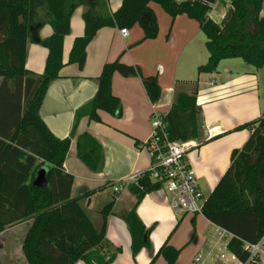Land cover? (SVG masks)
Wrapping results in <instances>:
<instances>
[{"label":"trees","instance_id":"16d2710c","mask_svg":"<svg viewBox=\"0 0 264 264\" xmlns=\"http://www.w3.org/2000/svg\"><path fill=\"white\" fill-rule=\"evenodd\" d=\"M217 1L122 0L120 7L112 12L108 0H0V233L6 227L32 220L22 245L28 264H76L79 260L87 264H111L114 261L116 254L107 260V254L100 253L98 248L105 241L107 217L116 200L101 209L102 225L98 229L81 205V198L72 197L74 178L64 170V160L80 117L88 115L100 121L99 110L117 116L122 113L121 102L112 93L114 73L142 74L139 67L125 64L120 58L105 63L97 78L95 96L76 111L71 134L64 139L56 137L39 114L50 84L60 77L66 64L83 68L87 46L103 27L130 28L138 24L144 31L142 41L155 38L158 21L150 7L152 2L160 4L173 18L186 15L199 23L206 35L209 58L198 67V73L214 72L220 61L229 58H241L256 69L264 68V0H229V9L220 23L210 16ZM79 6L86 7L84 33L74 39L65 63L64 39L70 34L71 18ZM45 25L52 28V33L40 38L39 31ZM29 39L48 50L41 74L25 66ZM142 79L150 99L157 102L162 93L157 77L142 76ZM200 115L197 92L178 93L166 116L170 138L198 139L202 134ZM243 128H251L252 133L241 149L232 151L231 165L207 197L202 214L230 233L229 252L246 262L250 257L246 244L264 238V112L259 120L236 129ZM90 140L88 135L80 137L78 154L89 167L97 170L103 153L96 145L89 146ZM42 164L48 168L45 186L33 182ZM161 187L162 184L152 182L146 173L129 189L136 196L137 205L147 193ZM136 205L124 218L134 257L143 248L150 247ZM180 252L181 249L166 240L150 264L159 256L165 264H176Z\"/></svg>","mask_w":264,"mask_h":264},{"label":"crops","instance_id":"0c3cea01","mask_svg":"<svg viewBox=\"0 0 264 264\" xmlns=\"http://www.w3.org/2000/svg\"><path fill=\"white\" fill-rule=\"evenodd\" d=\"M121 3L122 0H108L110 11L115 12ZM150 7L158 19H166L156 5L150 3ZM85 10V6H79L72 15L71 31L64 39L65 63L69 59L74 39L84 33ZM173 22L169 33L166 34L168 24H162L155 39L149 38L141 42L139 41L144 33L138 24L128 29L129 34L126 37L121 35L119 27L99 29L87 46L83 68H79L78 64H66L62 68L60 77L50 84L39 114L56 137L64 139L70 136L76 111L92 100L97 92V78L104 64L117 58L125 64L139 67L143 77H157L162 90L157 103L164 112L170 110L178 93H192V90L183 88L190 83L196 87L197 104L201 107L199 122L202 134L196 139L198 147L188 152L184 159L194 169L200 190H206L210 194L230 167L232 151L241 149L252 133L251 128H236L263 116L264 102L261 90L264 89V79L261 81L259 69L249 67L243 59L246 64L233 58L226 62L230 66L224 65L219 69L217 67L214 72L197 73L196 69L209 58L207 49H204L206 40L199 38L203 31L198 22L193 24L186 15H178ZM51 33L52 28L49 25L43 26L39 31L40 38H45ZM196 38L198 40L194 44ZM47 54V48L29 39L26 68L35 74L43 73ZM222 61L219 63L221 67L227 60ZM187 63H190L188 71ZM191 68L194 71H191ZM142 76L114 73L112 93L120 100L122 113L117 116L99 110L100 121L92 120L88 115L80 117L64 160V170L74 178L72 197L81 198L80 203L84 209L95 214L93 219L98 229L102 225L101 208L114 198L116 200L112 212L107 217L105 241L98 248L102 254H116L111 264H150L166 240L176 248L183 247L178 243V232L174 233L182 223L178 224L180 215L171 207L170 194L163 186L147 193L137 205V198L129 187L120 192H115L113 188L121 178L144 172L151 165L148 152L141 147V143L149 138L152 131V100L145 89ZM84 135L90 136L89 146L96 145L99 152L103 153L102 164L97 170L89 167L79 157L78 140ZM96 152L98 154V151ZM47 169L46 164L39 166L33 180H36L41 170L46 174ZM88 192L89 195L86 194ZM135 205L136 213L146 227L150 247L143 248L134 257L131 235L124 218ZM99 207L100 209L96 210ZM188 214L191 215V222L194 220L198 223L199 230L203 222L205 226L214 227L215 232L220 228L202 213L184 215ZM31 223L32 220L27 219L6 227L0 233V252L9 258V264H28L22 245ZM199 232L191 243L194 252L190 262L201 248H207L217 238L214 235L209 240L208 234L201 237L202 232ZM183 255V252L180 253L176 264L182 262ZM262 255L264 259V238ZM236 262L239 263V260L232 259L230 255L216 260V264ZM0 264H5V261L0 259ZM76 264L87 263L79 260ZM153 264H165V260L160 256Z\"/></svg>","mask_w":264,"mask_h":264},{"label":"built area","instance_id":"2783aa9c","mask_svg":"<svg viewBox=\"0 0 264 264\" xmlns=\"http://www.w3.org/2000/svg\"><path fill=\"white\" fill-rule=\"evenodd\" d=\"M123 37L128 36V28H120ZM168 112L160 110L157 102L152 101L151 127L152 131L147 140L141 143L151 158V165L148 170L131 174L121 178L114 184V191L120 192L128 188L132 183L147 173L152 182L160 183L170 194L169 202L174 211L178 214H199L206 199L200 190L194 169L185 161V155L198 147L196 139L186 141L172 140L168 132L166 116ZM219 234L213 244L207 248H201L193 260V264H216V260H222L226 255L232 259L239 260L228 250L230 233L223 228H218ZM263 239L254 244H246L250 257L241 264H257L262 254ZM109 260L110 256L107 255Z\"/></svg>","mask_w":264,"mask_h":264},{"label":"rangeland","instance_id":"374dc122","mask_svg":"<svg viewBox=\"0 0 264 264\" xmlns=\"http://www.w3.org/2000/svg\"><path fill=\"white\" fill-rule=\"evenodd\" d=\"M152 4L153 5H156L158 8H159V10L161 11V12H163V14H164V16L166 17V19L165 20H163L162 18H159L158 19V17H157V15H156V17H157V21H158V33H157V36H158V34H159V27H161V25L162 24H168V30H167V32H166V34L167 33H169V31H170V29H171V25L172 24H174V22H173V20L175 19V18H177V17H175V18H173L171 15H169L167 12H165V10L162 8V6L160 5V4H158V3H156V2H152ZM151 9H152V7H151ZM228 9H229V0H218L217 1V3L214 5V7H213V9H212V12H211V14H210V16L212 17V19H214L216 22H218V23H220L221 21H222V19H223V17H224V14H225V12L226 11H228ZM153 10V9H152ZM224 10H226L225 12H224ZM154 11V10H153ZM224 12V13H223ZM155 13V12H154ZM156 14V13H155ZM168 17L170 18V19H168ZM186 18L188 19V20H192L193 21V24H198L197 23V21L196 20H193V19H190L189 17H187L186 16ZM136 25V24H135ZM134 26V25H133ZM132 26V27H133ZM132 27H130V28H128V29H132ZM143 30V29H142ZM143 33H144V31H143ZM156 36V37H157ZM200 37V39L201 38H203L204 40H206V35L204 34V33H201V35H199ZM144 37V36H143ZM143 37H142V39H143ZM155 37V38H156ZM154 38V39H155ZM129 39V38H128ZM127 39V40H128ZM142 39L140 40V41H142ZM199 39V40H200ZM146 40V39H145ZM197 38H196V41H194V44H196V42H197ZM144 41V40H143ZM132 46L130 45V48H131ZM204 49L206 50V48L204 47ZM233 59H238L239 61L241 60V62H243L244 64H246L242 59H239V58H233ZM227 61H224V63L222 64V67H221V65H219L218 66V69L219 68H223V66L224 65H228V63H226V62H230V60L231 59H226ZM223 62V61H222ZM189 64L190 63H187V71H188V68H189ZM228 66H230V65H228ZM249 67H251L252 68V66H250L249 65ZM255 69V68H254ZM197 70V73H198V68L196 69ZM191 71H194V69L193 68H191ZM224 71V70H223ZM259 71H260V74H261V76H262V79H261V81L264 79V68H262V69H259ZM196 73V74H197ZM217 77H218V75H216ZM181 87H183V86H181ZM200 87H202L201 85H200ZM184 89L186 88L187 90H189V91H191L192 90V93H193V91H195L196 90V87L194 86V85H190V83H187V87H183ZM262 92H261V97H262V99H263V102H264V89H262L261 90ZM189 93V92H188ZM186 156V155H185ZM203 192V195H204V198L205 199H207V197L209 196V192H207L206 190H203L202 191ZM100 209V207L99 208H97L96 210H99ZM102 209V208H101ZM89 213V215H90V217L92 218V220H93V222L96 224V221H94V217H95V214L93 213V212H91V211H89L88 212ZM178 215H180V216H178V220H179V222H178V224H180L181 222L183 223H181L180 224V226L178 227V229L174 232V233H176V232H178L177 233V235L179 236V240H178V243L180 244V246H183L184 247V249H183V247L182 248H178V249H181V252L180 253H182L183 252V260H182V262H180V264H192L193 263V260H192V262H190V259H191V256H192V254H193V252H194V246L191 244L192 243V241L194 240H192V237L193 236H197L196 234L198 233V231H200V232H202V234H201V237H204V235L205 234H208V238H209V240L214 236V235H216L217 237H219V234L217 233V232H215L214 231V227H212V226H210V225H207V226H205V223L203 222V225L201 226V230H199V228H198V223L196 224V223H194L193 224V222H191V215H182V214H178ZM179 230V231H178ZM199 232V233H200ZM217 233V234H216ZM195 234V235H194ZM190 237V238H189ZM1 250V249H0ZM160 257V256H159ZM0 259L2 260V261H5V264H9V258L7 257V256H5V255H2V253L0 252ZM225 262V261H224ZM229 264V263H228ZM235 264H241V262H236ZM257 264H264V259H263V255L261 254V256L258 258V263Z\"/></svg>","mask_w":264,"mask_h":264},{"label":"water","instance_id":"95a60500","mask_svg":"<svg viewBox=\"0 0 264 264\" xmlns=\"http://www.w3.org/2000/svg\"><path fill=\"white\" fill-rule=\"evenodd\" d=\"M34 184L39 185V186H45L47 185V181H46V174L43 172V170H41L36 178V180L34 181ZM147 232H145V235L147 236Z\"/></svg>","mask_w":264,"mask_h":264}]
</instances>
